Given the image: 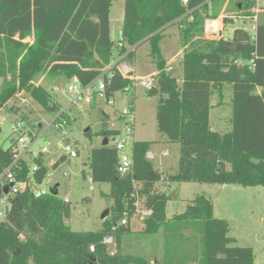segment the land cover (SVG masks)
Segmentation results:
<instances>
[{"label": "trees", "instance_id": "trees-1", "mask_svg": "<svg viewBox=\"0 0 264 264\" xmlns=\"http://www.w3.org/2000/svg\"><path fill=\"white\" fill-rule=\"evenodd\" d=\"M218 2L124 0L123 45L114 49L109 32L111 0H0V110L17 92L26 90L34 102L55 115L62 106L51 95L52 89L34 83L41 70L47 69L52 79L76 78L86 86L110 67L113 52L125 53L124 59L131 61L136 47L148 42L157 72L146 93L157 95L158 131L180 147L177 170L164 175L153 170L147 157L150 141L132 142L133 164L123 175L117 171L113 147L107 143L92 150L91 181L108 183L112 200L110 216L103 219L99 231H73L66 225L69 201L57 196L56 187L38 197L28 188L15 194L8 188L5 194L8 186L0 178V198L6 195L9 201L0 217V264H124L119 254L108 253L103 239L111 235L119 245L121 235L129 231L134 183L143 185L137 191L152 209L144 220L147 231L159 226L166 230L159 264H253L252 248L232 244L228 223L213 216L209 197L197 195L182 213L166 220L169 196L155 186L171 181L237 184L261 186L264 192V24L255 25L253 33L241 27L230 38L221 32L216 38L206 37L204 21L217 17L210 9ZM252 2L248 8H253ZM227 22L233 19L225 15L221 31ZM171 25H177L182 46L181 85L165 69L159 48ZM30 35L33 40L24 42ZM117 64L103 76L105 97H113L134 81V72L124 76ZM225 84L232 88L231 129L219 133L209 126L210 98L213 94L221 98ZM8 109L17 112L12 106ZM63 117L68 124L69 115ZM118 132L103 129L100 134L108 138ZM16 148V140L7 148L0 146V174L10 168L17 181L39 187L48 172L43 155L30 164L23 158L13 164ZM66 158L61 155L52 167ZM32 165L37 166L35 171ZM124 215L128 224L118 225Z\"/></svg>", "mask_w": 264, "mask_h": 264}, {"label": "rangeland", "instance_id": "rangeland-1", "mask_svg": "<svg viewBox=\"0 0 264 264\" xmlns=\"http://www.w3.org/2000/svg\"><path fill=\"white\" fill-rule=\"evenodd\" d=\"M250 2L253 8H248ZM110 4L111 38L117 43L122 25L121 0H111ZM218 4L213 3L210 9L218 14L215 19L221 22V25L225 15L233 19V22L224 23L222 27L221 36L224 38H230L235 28L243 27L249 33H253L255 23L264 24V0H219ZM253 16L255 19L252 18ZM32 40L33 36L30 35L24 39V42ZM159 48L162 57L170 60L174 69L172 74L177 84L181 85L182 46L177 25L166 31L159 42ZM113 53L110 66L117 62V55ZM125 62L134 69L133 83L114 94L112 105L107 104L104 98L95 95L90 103L78 101L80 108L75 105L70 106L64 113V116L69 114V122L62 129L65 134L51 124L56 114L34 102L26 90L17 92L5 108L0 110L2 148H7L17 139L18 135L12 129L17 120L22 122L25 131L31 132L33 136L36 135L37 139L32 145L33 151H38L41 146L47 147L48 152L43 154V160L48 172L39 188L50 191L51 188L56 187L57 196L69 201L70 214L65 219V223L73 231H99L104 222L100 216L111 206L112 200L108 195L109 184L91 181L89 165L94 160L92 150L100 148L104 138H107L101 135L100 131L111 128V122L115 121V110L132 108L131 116L124 118L132 123L131 141L151 142L150 150L155 155L151 160L153 170H157L162 175L173 174L178 167L179 144L169 142L165 134L158 131L155 120L157 95H147L146 88L141 84L143 80L152 78L157 72L156 64L150 56V44L148 42L140 44L136 47L132 60ZM50 77L47 69L41 70L34 83L42 84L50 92L56 87L58 90L51 95L63 108L75 95L74 92L62 91L63 87L72 84V79ZM231 97L230 84L224 85L221 98L213 94L209 112V126L212 130L219 133L230 131ZM10 106L17 109V112L9 111ZM108 113L110 118L106 117ZM107 139L108 146L113 147V136ZM66 144H69L77 155L67 157L60 161L57 167H52L63 154L61 147ZM165 152H167L166 156L163 155ZM22 158L28 164L31 163L30 155H24ZM136 185L137 189L143 186L139 183ZM155 186L157 190L165 191L169 196L165 210L167 220L174 214L182 213L197 195L209 197L215 218L224 219L228 223L227 235L233 238L232 244L251 247L254 253L253 264H264V192L261 186L244 187L230 184L224 191L220 190L218 184L197 182L171 181L169 184L159 182ZM175 192L176 195L173 197ZM139 193L137 191L141 204L143 196ZM109 216L110 214L105 219ZM169 222L171 224L173 221ZM173 227L178 226L171 225V228ZM164 230L159 226L156 230L148 232L144 220L141 221L133 215L130 219L129 231L121 235L119 245L114 239L113 242L106 243L108 253L119 254L124 264H159L164 256Z\"/></svg>", "mask_w": 264, "mask_h": 264}, {"label": "built area", "instance_id": "built-area-1", "mask_svg": "<svg viewBox=\"0 0 264 264\" xmlns=\"http://www.w3.org/2000/svg\"><path fill=\"white\" fill-rule=\"evenodd\" d=\"M183 4H186L188 0H181ZM255 19V16L252 17ZM215 20L217 19H206L204 21V36L209 38H215L220 35L221 32V22L218 21V24L215 23ZM220 23V24H219ZM254 28V26H253ZM123 42L121 39V34L119 31V40L117 43H114L113 48L118 49L119 47H122ZM125 53H117V69L118 71L124 75L127 76L129 74H132L134 72L133 67L126 63L125 59ZM111 67V66H110ZM106 67L103 70V73L98 76L92 83L81 86L78 84L77 79H72V84L68 85L66 88L63 87V92H74L75 95L72 97V99L69 101V103L63 107L54 117L51 124L54 125V127L57 130H61L63 134L65 132L62 130L65 125L67 124V120L63 117L64 113L68 110V108L72 105H75L76 107L80 108V106L77 104L78 101H83L85 103L92 102V99L95 95H97L99 98H104L107 104L112 105L114 104L113 97H105L104 95V89H105V81H104V74H109V68ZM167 71H170V67L165 68ZM141 84L146 88L150 89L153 86V80L152 78H147L141 82ZM126 89V88H124ZM58 89L56 87L52 88V92L56 93ZM132 108L125 107L121 110H115V121L111 122V128L110 129H116L118 130V134L114 135V144L113 148L117 152V164L116 168L117 171L120 174H126L131 170L132 166V156H131V146H132V123L130 120H125L124 118L127 116H131ZM68 114V113H67ZM69 115V114H68ZM107 117V116H106ZM124 122V124H123ZM122 124V126H120ZM13 132L17 133L18 137L16 139L17 141V148H16V155H15V161L13 164L16 163V161L24 155H30L31 158H35L38 155H43L44 153L48 152V149L46 146H41L38 151L32 150V145L34 144L35 140L37 139L36 135L31 136L27 131L24 130L22 122L20 120H17L15 124L12 127ZM59 145V144H58ZM61 150L63 151L62 155H65L66 157H75L77 155V152L72 149V147L69 144L63 145L61 147ZM163 155H167V152L163 153ZM147 157L150 159L154 158V154L147 153ZM37 169L36 165L31 166V170L35 171ZM0 178H4L5 182L10 189V194H15L17 192H22L26 190L27 188L31 190L34 194V196L38 197L40 195H44L46 193H49V191L42 190L39 187H35L28 181H17L15 179L14 174L11 172L10 168L5 169V171L0 174ZM168 183V182H167ZM137 186L136 183H134V187ZM138 188V187H137ZM134 188L133 197L135 198L134 206L135 210L133 215L141 221L145 220L149 216L152 215V209L146 207L143 202H139V195L137 194V189ZM0 217H3L5 213L8 210L9 201L6 195L2 198H0ZM128 224V217L127 215H124L121 220L119 221L118 225H127ZM111 243L113 242V237L111 235L105 236L103 239V243ZM93 249V247H91Z\"/></svg>", "mask_w": 264, "mask_h": 264}, {"label": "crops", "instance_id": "crops-1", "mask_svg": "<svg viewBox=\"0 0 264 264\" xmlns=\"http://www.w3.org/2000/svg\"><path fill=\"white\" fill-rule=\"evenodd\" d=\"M123 1L124 0H121V7H122V17H123ZM111 5V4H110ZM119 7H120V5H119ZM109 13H110V11H109ZM110 20V19H109ZM255 25H257L256 23L253 25L254 26V28H253V31H254V29H255ZM173 25H171V26H169L167 29H166V31H168V29L170 28V27H172ZM178 28V27H177ZM109 32H110V37H111V35H112V32H111V29H110V21H109ZM120 31V30H119ZM166 31H165V33H166ZM178 35H179V29H178ZM119 36V35H118ZM179 38H180V35H179ZM112 39V38H111ZM112 41H113V39H112ZM160 54H161V52H160ZM162 56V55H161ZM164 60H165V58L164 57H162ZM165 67H170L171 68V70L170 71H172V70H174L173 69V66L171 65V62H170V60H168V58H166V60H165ZM213 96V95H212ZM212 96H211V98H210V100L212 99ZM211 102V101H210ZM210 112V111H209ZM107 115V118H110L109 117V113L108 114H106ZM115 118V117H114ZM116 119V118H115ZM149 153H151V154H154V152H151V150L149 149V151H148V154ZM155 156V155H154ZM166 156V155H165ZM150 160H152V159H150ZM230 184H218V186H219V188H220V190H222V191H224V190H226L227 188H228V186H229ZM176 195V192L173 194V197ZM213 206V205H212ZM213 211H214V209L212 208V214H213ZM213 216H214V214H213ZM215 217V216H214ZM169 219V218H168ZM167 220V219H166ZM228 230H229V227H228ZM229 237V236H228ZM231 238V237H230ZM233 239V238H232Z\"/></svg>", "mask_w": 264, "mask_h": 264}, {"label": "water", "instance_id": "water-1", "mask_svg": "<svg viewBox=\"0 0 264 264\" xmlns=\"http://www.w3.org/2000/svg\"><path fill=\"white\" fill-rule=\"evenodd\" d=\"M102 143H103V145H106L108 143V139L104 138ZM151 174L154 176L155 175L154 171H151ZM7 192H8V187H5L4 188V193L6 194ZM108 214H109V208L105 209L103 211V213L101 214L100 218L103 220V219H105L108 216Z\"/></svg>", "mask_w": 264, "mask_h": 264}]
</instances>
